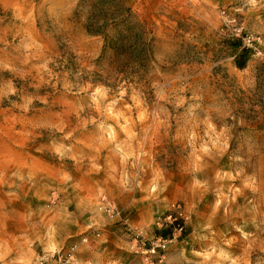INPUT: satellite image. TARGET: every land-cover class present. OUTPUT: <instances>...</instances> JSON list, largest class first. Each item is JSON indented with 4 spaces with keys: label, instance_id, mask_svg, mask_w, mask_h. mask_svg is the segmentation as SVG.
Here are the masks:
<instances>
[{
    "label": "rangeland",
    "instance_id": "rangeland-1",
    "mask_svg": "<svg viewBox=\"0 0 264 264\" xmlns=\"http://www.w3.org/2000/svg\"><path fill=\"white\" fill-rule=\"evenodd\" d=\"M90 199L129 240L180 205L162 264H264V0H0V264Z\"/></svg>",
    "mask_w": 264,
    "mask_h": 264
},
{
    "label": "crops",
    "instance_id": "crops-1",
    "mask_svg": "<svg viewBox=\"0 0 264 264\" xmlns=\"http://www.w3.org/2000/svg\"><path fill=\"white\" fill-rule=\"evenodd\" d=\"M131 204L133 201L128 206ZM81 206L77 225L69 232L70 239L66 242L76 245L72 264H142L140 256L132 252V242L121 223L109 219L103 208L91 199ZM121 206L125 207L127 203ZM133 208L129 216L131 223L152 232L155 228L152 217L145 216L147 214L135 206Z\"/></svg>",
    "mask_w": 264,
    "mask_h": 264
},
{
    "label": "built area",
    "instance_id": "built-area-1",
    "mask_svg": "<svg viewBox=\"0 0 264 264\" xmlns=\"http://www.w3.org/2000/svg\"><path fill=\"white\" fill-rule=\"evenodd\" d=\"M173 209L166 214L157 215L156 225L158 233L145 237L139 231H133L128 219L122 220L126 230L133 232L130 241L133 253L140 256L144 264H162L167 253L181 243L185 239V220L186 215L180 205H173ZM107 209L113 215H118V211L114 210L112 205H108ZM162 230L167 231L163 234ZM76 245H71L66 252H56L53 255L57 258L59 264H68L74 255Z\"/></svg>",
    "mask_w": 264,
    "mask_h": 264
},
{
    "label": "trees",
    "instance_id": "trees-1",
    "mask_svg": "<svg viewBox=\"0 0 264 264\" xmlns=\"http://www.w3.org/2000/svg\"><path fill=\"white\" fill-rule=\"evenodd\" d=\"M238 66H240V63L238 62Z\"/></svg>",
    "mask_w": 264,
    "mask_h": 264
}]
</instances>
